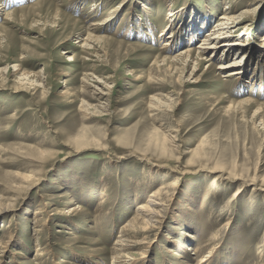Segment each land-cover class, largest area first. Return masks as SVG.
I'll return each instance as SVG.
<instances>
[{
	"label": "rangeland",
	"instance_id": "obj_1",
	"mask_svg": "<svg viewBox=\"0 0 264 264\" xmlns=\"http://www.w3.org/2000/svg\"><path fill=\"white\" fill-rule=\"evenodd\" d=\"M225 11L241 67L162 62ZM204 258L264 264V0H0V264Z\"/></svg>",
	"mask_w": 264,
	"mask_h": 264
},
{
	"label": "bare ground",
	"instance_id": "obj_2",
	"mask_svg": "<svg viewBox=\"0 0 264 264\" xmlns=\"http://www.w3.org/2000/svg\"><path fill=\"white\" fill-rule=\"evenodd\" d=\"M172 15L173 14H169V16L171 18H173ZM241 16L242 15H240L239 17L232 16L231 12L226 13V11H225V14H223V16L220 18V21L217 23V28L215 27V29L209 31L207 33V37L204 39L203 43H201V45L196 49V51H197L196 61H194V55H195L194 52L195 51H193V49H188V50H185L182 54H179L178 56H174V58H172V57L164 58L162 60V62L173 63L174 66H176V67L181 66L182 70L184 72V71L190 69V67L193 66L192 64H194V62H200L199 61L200 58H203L204 56H206V57L209 56V57L213 58L212 61L213 60H215V61L219 60L221 62L219 64V70H228L231 68L241 67L242 56H243V55H241V56L239 55L241 49L240 48L237 49L235 43L233 42L234 40L230 39V34H232V33H230V31H232L234 33L237 29L241 28V26H240L241 22L239 21ZM177 19H178V17H177ZM177 19L175 17V19H172L170 22L174 23L175 21H177ZM109 22H111V19L107 18L105 20V22L102 21V22L94 25V27H95V29H99V27L101 28L102 26H105V29H106ZM199 22H201L203 25L206 26V25H209L210 20L208 22L207 16H206V18H201V19H199L197 17L192 18V21L190 22V25L188 26V28H189L188 32H190V34L193 36L194 39H196V37H197L196 36V33L198 32L197 26H198V24H201ZM168 27H170V25H168ZM164 32H166V29L164 30ZM171 32H174L173 25L171 27ZM224 35H226V36L224 37ZM99 39H101V38H99ZM163 44H165L163 48H167L168 46H170L169 41H166ZM167 51L172 52L171 48H168ZM235 51H236L235 54L239 55V58H237L233 62H227L226 61L227 58L230 56V54L232 52H235ZM243 66H242V68H239L238 70L235 69V70L229 72L228 77L241 75ZM197 69H198V65H195L193 68V75L197 71ZM154 198H155L154 196H151L147 200L145 205H143V204L138 205V211H141V212H139V216H141V219H135L134 221H132L131 224H132L133 228L138 227V228H141L142 230L152 229V228L154 229V227L157 226V224L159 223V220L163 219L165 217L164 206L162 205L161 201L160 202L158 201L159 199L155 200ZM47 207H48V204L46 203L45 208H47ZM181 233H184V232L181 230L180 234ZM120 239H122L120 241V243L123 244L124 239H126V236L123 235ZM169 239H171V238H169ZM210 240L213 241L214 239L212 238ZM171 241H172L171 244H173V246H174L173 248H176V250H178V252L177 251H175V252L179 256V258L180 259L184 258V252H182V249H184L183 244L185 242L183 243V241L181 239H178V237H174L173 240H171ZM128 242L133 243L135 246L138 244V242L133 241L130 238L128 239ZM123 246L124 245H122V247ZM125 246L128 247L129 244H127ZM179 250H181V251H179ZM190 251H192V250H190ZM214 251H215V249H213L211 251V253H212L211 256L214 254ZM169 252L172 253L171 250ZM185 255H186V253H185ZM209 258L208 259L204 258L203 260H201L200 264H203L205 262L206 263L210 262Z\"/></svg>",
	"mask_w": 264,
	"mask_h": 264
}]
</instances>
